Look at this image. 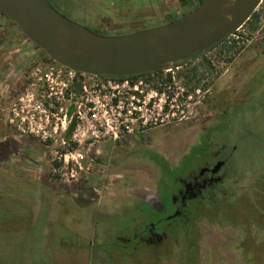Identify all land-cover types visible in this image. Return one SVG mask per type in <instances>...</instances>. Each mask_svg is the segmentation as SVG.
I'll use <instances>...</instances> for the list:
<instances>
[{
    "label": "rangeland",
    "instance_id": "rangeland-1",
    "mask_svg": "<svg viewBox=\"0 0 264 264\" xmlns=\"http://www.w3.org/2000/svg\"><path fill=\"white\" fill-rule=\"evenodd\" d=\"M49 1L75 22L111 34L157 26L196 7L193 0L185 5L180 0ZM260 10L259 27L264 26V4ZM247 27L241 30L244 44L264 35V28L249 33ZM209 55L164 71L162 78L171 73L170 82L137 81L141 99L155 101L154 112L167 95L175 98L176 119L144 131L136 124L132 133L115 140L70 145L65 163L55 159L60 145L45 144L9 122L12 104L26 90L39 93L38 84L30 85L35 72L53 61L0 13V264H185L193 251H187L178 220L157 252L120 244L133 234L134 224L148 219L132 199L172 184L173 171L163 160L178 164L203 127L231 104L230 97L251 96V91L252 99L230 108L228 117L212 126L209 137L236 150L216 199L193 214L194 264H264V56L247 55L242 67L236 66L240 59L231 65L218 60L217 71L205 73L197 85L190 69L204 75L200 61ZM128 91L120 90L122 104L132 107ZM232 118L237 121L230 124Z\"/></svg>",
    "mask_w": 264,
    "mask_h": 264
},
{
    "label": "water",
    "instance_id": "water-1",
    "mask_svg": "<svg viewBox=\"0 0 264 264\" xmlns=\"http://www.w3.org/2000/svg\"><path fill=\"white\" fill-rule=\"evenodd\" d=\"M260 1L203 0L179 18L118 35L94 32L49 0H0V13L55 63L90 75L126 77L177 68L238 30Z\"/></svg>",
    "mask_w": 264,
    "mask_h": 264
},
{
    "label": "built area",
    "instance_id": "built-area-1",
    "mask_svg": "<svg viewBox=\"0 0 264 264\" xmlns=\"http://www.w3.org/2000/svg\"><path fill=\"white\" fill-rule=\"evenodd\" d=\"M35 76L30 85L38 84L39 93L26 90L12 104L9 122L45 144L60 145L62 149L55 159L65 163L69 161L67 156L72 155L68 151L70 145L115 140L132 133L136 124L144 131L158 122L176 119L179 111L178 105L174 109L175 98L167 95L154 112L155 101L141 99L137 81L131 84L128 80L85 74L54 61L38 69ZM126 88L131 104L134 103L132 107L122 104L120 90Z\"/></svg>",
    "mask_w": 264,
    "mask_h": 264
},
{
    "label": "flooded vegetation",
    "instance_id": "flooded-vegetation-1",
    "mask_svg": "<svg viewBox=\"0 0 264 264\" xmlns=\"http://www.w3.org/2000/svg\"><path fill=\"white\" fill-rule=\"evenodd\" d=\"M263 4L264 0H261L254 11L255 13H258L257 27L255 30H250L249 27H247L249 33L255 31L259 32L264 28V26H258L262 14L260 9ZM247 21L233 34L225 37V42L220 41L189 57L185 62L180 63L175 69L187 65L193 58L199 55L211 53L212 55L205 57L210 60L212 67H209L203 62V59L200 61L205 72L204 75H198V83H196V79H194L195 84L199 85L201 84V81H204L205 73L217 71L216 63L218 60L225 61L227 64L231 65L235 64V60L240 59L243 62L238 63L236 66L241 65L240 67H242L245 66L246 59L249 58L247 55H250V58L264 56V35H260L255 40L244 44V37L241 35V30L245 25L248 26ZM232 39L237 40V46L231 47ZM240 41L242 42V45L239 44ZM262 63V66L264 67V58ZM251 75L245 79L246 82H248ZM245 85H243L242 88ZM253 92L254 91L250 92L251 96H246L241 93L240 95L230 97V99L234 98L231 104L222 106L220 112L216 115V118L203 127V132L197 139L196 143L191 146L192 149L181 157L178 164L172 165L163 160L173 171L172 184L169 185L166 183L161 187L156 186L155 195L153 194L149 197L141 196L137 199H132L136 203L134 206H138L137 209H135L138 210L140 214L147 216L148 219L141 222L143 225H137L138 227L136 224L133 225V234L130 237L120 239V244H122V246L125 247L128 244H138L139 246L144 245L146 250V247H148V250L157 252V249L159 250L161 246H165L166 242H169L168 233L172 230L173 223L180 218L189 220L188 216H193V211L190 208L191 205L196 206L195 210H198L201 204L204 205L205 203L216 199L220 185L226 182L229 176V170L233 168L231 162L232 155L236 150V145L229 146L224 141L218 143L215 141L214 137L210 138L211 131L214 130L212 126L218 124V120L224 116L228 117V110L230 108L236 110L242 100L245 101L247 97L252 99L254 97ZM224 98L226 97L224 96ZM232 119L229 121L230 124L237 121L236 118ZM208 129L209 131L207 132ZM207 145L209 147H207ZM218 163H221V165L217 167ZM135 251L136 250H133V252ZM100 254H107L109 256V253Z\"/></svg>",
    "mask_w": 264,
    "mask_h": 264
},
{
    "label": "trees",
    "instance_id": "trees-1",
    "mask_svg": "<svg viewBox=\"0 0 264 264\" xmlns=\"http://www.w3.org/2000/svg\"><path fill=\"white\" fill-rule=\"evenodd\" d=\"M193 1H194V3H196V6H197L203 0H193ZM188 2H189V0H180L181 5H185ZM189 11H191V9H187L181 15L172 14V15L169 16L167 22H169L171 20H174L176 18H179V17H181L182 15H184L185 13H187ZM257 21H258V13L254 12L250 16L248 21H247V25H248L250 30H255L256 29ZM147 27H149V26H147ZM142 28H144V27H142ZM93 31L96 32V33L102 34V35H118V34L129 33V32H132L134 30L127 31V32H113V34L109 33L110 31L108 32V30L104 31V29H102V28L93 29ZM221 41L225 42L226 40L222 39ZM231 43H232L231 47L237 46V40L232 39ZM47 58L49 60L53 61L51 58H49V57H47ZM203 62H205L209 67H212V64L210 63V60L207 59L205 56L203 57ZM163 72H164L163 70H158V71L151 72V73H145V74H139V75H133V76H126V77H112V78L118 79V80H128L131 84H134V82L138 81L139 79H143V80H145L147 82L151 81L152 79L161 80L162 83L170 82L171 79H172L171 73H167V75L164 78H162L163 77L162 76ZM167 72H170V71H167ZM102 77H104V76H102ZM190 77H193L194 79H196V83H198L199 77H198V74H197V68L196 67L190 69ZM155 88H156L157 91L162 92V87L161 86L155 85ZM207 147H209V146L207 145ZM198 210H199V208H198ZM198 210L193 211V214L197 213L196 215H199ZM188 217H189V220L180 218L178 220V222L180 223V226L182 227L183 239L186 242V244L188 245L187 251H190V250L193 251L190 256L189 255L187 256V258L185 260V264H194V261H195V241L193 239V233H194V223H193L194 219H193V217L194 216L191 215V216H188ZM186 255H187V253H186Z\"/></svg>",
    "mask_w": 264,
    "mask_h": 264
}]
</instances>
